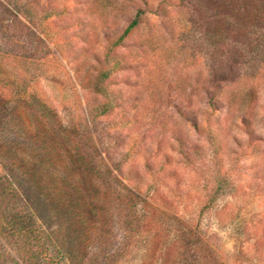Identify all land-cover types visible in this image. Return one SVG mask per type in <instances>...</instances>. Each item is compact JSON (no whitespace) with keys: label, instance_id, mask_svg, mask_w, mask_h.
<instances>
[{"label":"rangeland","instance_id":"rangeland-1","mask_svg":"<svg viewBox=\"0 0 264 264\" xmlns=\"http://www.w3.org/2000/svg\"><path fill=\"white\" fill-rule=\"evenodd\" d=\"M205 32L179 0H0V216L43 238L0 264H264V65L211 99Z\"/></svg>","mask_w":264,"mask_h":264},{"label":"trees","instance_id":"trees-1","mask_svg":"<svg viewBox=\"0 0 264 264\" xmlns=\"http://www.w3.org/2000/svg\"><path fill=\"white\" fill-rule=\"evenodd\" d=\"M179 2L182 4L187 3L196 8L198 19L204 21L206 25L205 36L208 40L209 60L212 70L211 99L215 98L219 84L226 83L236 70L235 65L241 64L246 58H249V61L257 60L260 65H264V0H179ZM138 17L139 14L127 25L119 36L118 42L137 27ZM223 70H226V72ZM107 76L108 73L106 72L104 77ZM5 86L10 88L14 84L8 83ZM7 92V88L0 92L4 99H6ZM23 98L34 99L33 96L25 92L19 96L20 100ZM0 102L5 103V100L1 98ZM32 106L37 111L45 109L49 115H55L43 105L33 104ZM77 155L80 156L75 158L76 162L78 161L83 166L89 165L86 155ZM105 172L110 173L108 170ZM59 179L64 182L63 178L60 177ZM42 189H45V187ZM55 201L66 216L75 215L76 209L73 199L66 198L64 202L62 200ZM7 231L19 235L18 237L26 241L29 246L36 245L39 247L43 245L42 237H32V229L27 228L26 230L24 226H17L13 222L9 223L7 219L0 216V234H5ZM46 251L44 250L43 255L48 264H66L69 261L68 252L65 253V251L57 249L56 253L53 252L48 255Z\"/></svg>","mask_w":264,"mask_h":264}]
</instances>
